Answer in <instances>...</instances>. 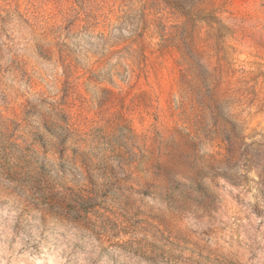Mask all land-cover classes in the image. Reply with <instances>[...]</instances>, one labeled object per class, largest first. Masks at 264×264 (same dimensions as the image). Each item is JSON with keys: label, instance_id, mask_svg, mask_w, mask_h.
Wrapping results in <instances>:
<instances>
[{"label": "clouds", "instance_id": "9594fccd", "mask_svg": "<svg viewBox=\"0 0 264 264\" xmlns=\"http://www.w3.org/2000/svg\"><path fill=\"white\" fill-rule=\"evenodd\" d=\"M0 264H264V0H0Z\"/></svg>", "mask_w": 264, "mask_h": 264}]
</instances>
